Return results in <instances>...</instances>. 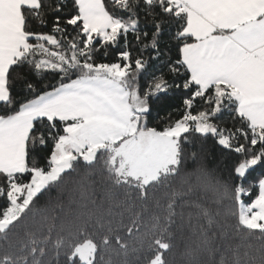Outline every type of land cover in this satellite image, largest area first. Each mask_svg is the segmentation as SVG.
Here are the masks:
<instances>
[{"label":"snow or ice","instance_id":"1","mask_svg":"<svg viewBox=\"0 0 264 264\" xmlns=\"http://www.w3.org/2000/svg\"><path fill=\"white\" fill-rule=\"evenodd\" d=\"M0 264H264V0H0Z\"/></svg>","mask_w":264,"mask_h":264},{"label":"trees","instance_id":"2","mask_svg":"<svg viewBox=\"0 0 264 264\" xmlns=\"http://www.w3.org/2000/svg\"><path fill=\"white\" fill-rule=\"evenodd\" d=\"M167 111H171V109L166 110L165 112L161 113V115H166ZM152 123H155V120L152 121ZM257 173H254L253 175H256ZM251 179V177H250Z\"/></svg>","mask_w":264,"mask_h":264}]
</instances>
